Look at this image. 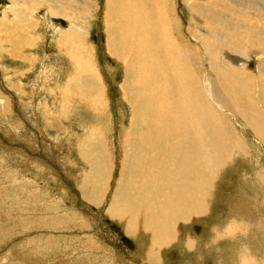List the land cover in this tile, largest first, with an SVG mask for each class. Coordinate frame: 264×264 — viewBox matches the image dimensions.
<instances>
[{"label":"bare ground","instance_id":"1","mask_svg":"<svg viewBox=\"0 0 264 264\" xmlns=\"http://www.w3.org/2000/svg\"><path fill=\"white\" fill-rule=\"evenodd\" d=\"M11 1L14 10L22 4L28 13H33L38 5L51 15L56 10L71 24L69 30L58 35V58L62 60L59 64L62 63L61 72L67 74L56 91L62 111L58 114L56 108L51 110L57 112L51 123L62 131L58 133L64 140L59 143L62 148L75 134L71 135L72 128L63 127L84 118L85 108L97 123L79 125L81 132L76 135L77 144L74 142L77 156L88 168L84 167L88 171L82 175L78 193L97 207L103 206L107 194L112 193L108 217L124 226L128 235L135 229L133 219L139 217L141 231L152 232L151 249L169 246L175 217L181 213L187 223L189 217L200 219L207 215L212 184L220 175L219 170L225 162H235L231 157L244 145L229 116L244 122L250 136L264 142V0H187L190 11H196L201 18L198 24L202 27H196L195 34L210 63L211 74L205 79L196 60L200 58L202 64L203 50L200 56L194 55L186 43L178 40L176 30L181 21L175 15L173 0H108L104 14L108 34L105 47L122 62L125 81L121 100L130 111L126 121H121L127 125L120 132L119 156L114 152L115 141L108 139L114 133L111 105L102 94L107 91L92 55L89 32L80 26L81 12L70 8L79 6L78 0ZM82 7L89 14L91 9ZM224 55L229 59L240 55L245 64L224 65ZM252 58L256 61L255 71H250L248 65ZM65 62L71 66L69 70L64 69ZM107 120L106 126L100 128L99 124ZM110 130L113 131L109 133ZM67 134L69 138L65 140ZM119 157L118 171L109 173L104 159L112 162L113 170ZM259 172L255 175L263 185L264 172ZM152 255L151 250L146 260L154 262V257L160 256Z\"/></svg>","mask_w":264,"mask_h":264},{"label":"rangeland","instance_id":"2","mask_svg":"<svg viewBox=\"0 0 264 264\" xmlns=\"http://www.w3.org/2000/svg\"><path fill=\"white\" fill-rule=\"evenodd\" d=\"M78 2L80 7L70 8L73 12L76 10L81 12L80 26L89 32L91 49L94 50L92 55L103 78L102 86L107 91L102 94L104 100L109 99L111 105L110 123H113L114 131L108 132L113 131L114 136L111 135L108 139L115 141L114 152L119 156L120 132L127 125L121 121H126L125 118L130 115V111L121 100V88L125 81L122 62L112 56L106 49L107 46L105 47L108 44V34L104 14L108 0ZM186 2L187 0H173L175 15L183 24L180 23L178 29L176 28L177 37L181 44L186 43L194 55L200 56V51L202 54L203 50L202 64L200 58L195 59L200 62L199 72L204 73L202 77L205 79L211 74L210 63L206 56L207 52L198 44V37L195 34L196 27H202L198 24L201 23L199 20L201 18L196 15V11H190ZM12 4L11 0H0V264H136L140 260L134 256L138 249L142 250L136 240L139 236L136 234L135 237L134 233L133 238L128 237L124 231L125 227L106 215L107 206L113 205L110 198L112 193L107 194L104 205L100 207L89 203L83 194L78 193L83 183L82 175L88 168L83 160L80 161L74 148L78 142L76 135L81 132L79 126L81 124L97 125L95 120H92L93 114L85 108L82 116L84 118L80 117L79 121L74 119L63 127V130L72 128L70 133L71 135L75 133L73 137L76 138L71 137L73 140L64 148L59 147L60 141L64 142L58 136L62 131L51 123V118L57 116V112L51 110L56 108L58 114L62 111L57 105L56 91L61 79L67 74L61 72L62 63L59 64L62 60L59 59L61 52L58 49V35L63 30H69L71 24L66 18L58 16L56 10L51 15L48 10L38 5L32 9L33 13H28L24 12L22 4H19L21 8L15 10ZM82 6L91 9L89 14L83 12ZM46 13H49L50 18L45 16ZM29 22H34L35 25L30 26ZM3 23H7V26ZM10 31L14 34L11 35ZM236 57L229 59L225 56L224 60L222 58L223 64L235 66L245 64L243 57L240 55ZM254 61V58L248 61L250 71L256 69ZM64 66L66 70L71 67L68 62H65ZM215 78L213 76V79ZM70 109L74 113L73 106H70ZM233 116H229L231 117L229 119L235 125L236 131L241 138L248 136L254 146L250 134L246 130L245 133L240 132L241 129H245V123L233 120ZM107 123L108 120L99 124V127L103 128ZM65 137L67 140L69 134ZM257 149L256 146V155L259 154L261 159L262 155ZM65 158L68 159L64 161ZM115 161L111 170L112 162L104 159L109 173L118 171L121 158ZM129 177L133 178V175ZM224 186V184L220 188L218 184L215 186L216 190L209 199L206 216L188 222L190 224L188 226L177 222L174 244L161 252L165 264H235L233 253L230 252L234 248H241L239 253L246 258L243 259L240 255L238 257L245 264L247 262L264 264V254H257L255 258L247 249L250 245L256 246L264 242V214L255 215L256 218L253 220L248 218L247 221L255 227L244 221L234 225L232 222V227L229 228L231 224L225 223L228 215L241 221L242 211L240 205L236 207L233 203L237 194L236 189L223 191ZM218 189L220 192H217ZM261 200L259 197L258 201ZM239 229L245 232H236ZM193 230L198 231V234ZM227 234L236 237L241 243L233 242ZM106 236L111 238L105 239ZM201 236L206 237L210 242V249L214 251L213 253L208 251L210 255L207 260H202L198 251L194 252L195 248L200 246L196 240ZM142 237L147 239L145 236ZM187 237L194 242L192 252L184 251L181 249L183 246H179L180 242L185 243ZM215 237L220 241L218 244L214 241ZM204 243L202 245L207 243L205 239ZM143 249L145 250L144 246ZM69 252L81 255L75 260H69L68 263L66 255ZM102 252H106V255L101 256ZM154 253L159 254L158 251ZM121 257L124 258V262L121 261ZM154 258L160 259L156 256ZM214 259H218V262ZM253 259L254 261H251Z\"/></svg>","mask_w":264,"mask_h":264},{"label":"crops","instance_id":"3","mask_svg":"<svg viewBox=\"0 0 264 264\" xmlns=\"http://www.w3.org/2000/svg\"><path fill=\"white\" fill-rule=\"evenodd\" d=\"M242 127H245V126H242ZM245 130L250 134V130L247 127H245L244 130L241 129L240 132L241 133H245L244 132ZM252 138H253V141L255 143L254 146H252V144L250 143V139H248V136H244V138L242 139V141L244 143L243 147L240 148V149H236V152L231 157V158H235V162H233V163L231 161L230 162L228 161V163L225 162L222 170L220 169L219 170L220 172H218V174L220 173V175H218L219 178L217 177L216 178V181L212 184V186H213L212 196L214 195V192L216 190V187L215 186L217 184H218V188H220L223 184L225 185L223 187V191H229V190H233V189H236V191H237V194L234 197L233 203H234V205L236 207L238 205H240V208H241V211H242L241 212V215H240V218L241 217L242 218H241V221L240 220H235V218L233 219V217H231V215L230 216L228 215L227 222H225V223H227L229 225L230 224L232 225V222H233V225H234V224H237L238 222H244L245 221V222L249 223L251 226L255 227L251 222H248L247 221L248 218L251 219V220H253V219L256 218V216L258 214L261 215V216H262V214H264L263 213L264 212V184L262 185V183L256 178V175H255V172H259V171L261 173L264 172V142L261 139H259L258 137H256V136L255 137L252 136ZM246 145L249 146V149L248 150H246V147H245ZM256 146L258 148L257 150L262 155L261 159L259 157V154L256 155ZM237 156L239 158H236ZM246 162H249V164H246ZM261 166H263V167H261ZM256 168H257V170H256ZM249 181H250V183H249ZM252 184H254V185H252ZM217 192H220V190L218 189ZM216 193H215V195H216ZM259 197L262 198L261 201H258V198ZM248 198H249V200H248ZM213 202L215 203V196L213 198ZM231 209H232V207H231ZM181 210H182V208H181ZM207 212H208V209H207ZM142 215H143V217H142V219H143L144 218V214L142 213ZM189 218L190 219H187L186 220L187 223H184L183 222V215L181 213H178V215L175 217V220H174L175 223H173V224L176 225L177 222L179 221V222L184 223L186 226H188V225H190V224H188V222H193L195 220H198V219H192L191 217H189ZM133 220H135V221H132L133 226H134L135 229L134 230H130L131 231V234L128 235L126 233V231L125 230L124 231H125L126 235L128 237H130V238H133V236H134L133 233H135V237H136V233L137 232H138V234H140V235L137 234V236H139V237L136 240L139 243V245H140V247H141L142 250L139 251V249H138V251L136 252V254L134 256V258H136L137 260H140V262H136V264H149V263L150 264H152V263L153 264L154 263L155 264H158V263L159 264H165L164 258L161 256V252H162V250L166 249L167 247H170L171 244H174V240L176 238V230L174 229L175 230L174 231V237L170 241L169 246L164 247L163 249H159V248L151 249L150 248L151 245H150V241L149 240H151L152 237H153L152 232L151 233L150 232L143 233L141 231L142 221L140 222V224L138 223L139 217H136ZM230 227H232V226H230ZM193 231H195V230H193ZM240 231H242L243 233L245 232V230H237V232H240ZM203 232L199 231V233H203ZM195 233L198 234V231H195ZM110 234L111 233L108 232V235H110ZM143 235H145L147 239H144L142 237ZM255 235H257V234H255ZM110 236L112 237V235H110ZM227 236H228V234H227ZM108 238L110 239V237H107L106 236L105 239H108ZM228 238H230L233 242H240L241 243V241L239 239H237L236 237H234V236H228ZM204 239L208 243V244L206 243L207 246L206 245H202L204 243ZM165 240H166V238L163 239L164 242H165ZM196 241L199 243V245H200V242H201V245L198 248H195V251L194 252L198 251L199 256L201 257V259L202 260H204V259L207 260L208 259V255H210V252H208V251H211V253L214 252V251H212L210 249V246H209L210 245V242L206 239V237H202V236L200 237V239H198ZM214 241L217 244H218V242H220L217 239V237H215ZM192 243H194V242H192V239L190 237H187L185 239V243L184 244H181V242H180V245L179 246H183V248H181V249H183L184 251L192 252V250H194V248L192 247L193 245H191ZM190 245H191V247H190ZM143 246H144L145 250L143 249ZM187 246H189V248H187ZM214 248H215V245H214ZM247 249L256 258V255L257 254H264V242H261V243L257 244L256 246L250 245V246L247 247ZM143 250H144V252H143ZM151 250L152 251H158V253L160 254L159 257L161 259V260L159 259V262H158V260L157 261H154V262H151L150 261L149 263L145 261L146 258H148V255H149L148 253ZM239 250H241V248H234V249L230 250V252L233 253V262L235 264H237V263L238 264H245V262L240 261V259L238 257V255H240ZM152 254H153L152 256L154 257L155 255H154L153 252H152ZM79 255H81V253H72V252L70 253L69 252L66 255V257H67L66 258V261L75 260V259H77L79 257ZM100 255L101 256L102 255H106V252L105 253L102 252V254H100ZM241 258L244 259L246 257L241 256ZM113 259H114V261H116L115 258H113ZM214 260L216 262H218V259H214ZM121 261L124 262V258L123 257H121ZM251 261H254V259L251 260ZM246 264H254V263L247 262Z\"/></svg>","mask_w":264,"mask_h":264}]
</instances>
